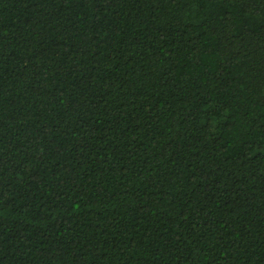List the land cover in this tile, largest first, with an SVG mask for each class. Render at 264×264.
<instances>
[{
	"label": "trees",
	"instance_id": "obj_1",
	"mask_svg": "<svg viewBox=\"0 0 264 264\" xmlns=\"http://www.w3.org/2000/svg\"><path fill=\"white\" fill-rule=\"evenodd\" d=\"M0 264H264V0H0Z\"/></svg>",
	"mask_w": 264,
	"mask_h": 264
}]
</instances>
